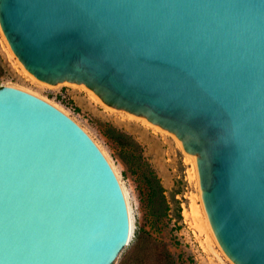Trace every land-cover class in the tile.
Here are the masks:
<instances>
[{"label":"water","instance_id":"95a60500","mask_svg":"<svg viewBox=\"0 0 264 264\" xmlns=\"http://www.w3.org/2000/svg\"><path fill=\"white\" fill-rule=\"evenodd\" d=\"M46 84L90 88L197 157L217 241L264 264V0H0ZM129 218L108 162L52 104L0 88V264H111Z\"/></svg>","mask_w":264,"mask_h":264},{"label":"rangeland","instance_id":"374dc122","mask_svg":"<svg viewBox=\"0 0 264 264\" xmlns=\"http://www.w3.org/2000/svg\"><path fill=\"white\" fill-rule=\"evenodd\" d=\"M31 75L11 50L0 27V88L31 91L61 108L89 136L117 174L130 234L111 264L234 263L216 239L209 237L207 241L206 232L197 228L202 217L200 209L199 213L195 209L202 204L199 179L172 132L147 126L136 118L142 116L131 117L127 114L130 112L106 104L90 88L67 81L45 84ZM109 129L127 137L124 158L107 138Z\"/></svg>","mask_w":264,"mask_h":264},{"label":"bare ground","instance_id":"6f19581e","mask_svg":"<svg viewBox=\"0 0 264 264\" xmlns=\"http://www.w3.org/2000/svg\"><path fill=\"white\" fill-rule=\"evenodd\" d=\"M22 64V63H21ZM24 67V66H23ZM25 68V67H24ZM26 70V69H25ZM32 76V75H31ZM46 84V83H45ZM11 87V86H10ZM26 91V90H25ZM30 93H31V91H30ZM33 94H35V93H33ZM32 94V95H33ZM35 96H37V95H35ZM37 97H39V95L37 96ZM97 98H99V97H97ZM42 99V98H41ZM43 100H45L46 102H48V103H50L49 101H47L45 98H43ZM51 104V103H50ZM54 104V103H53ZM52 104V105H53ZM53 106H55V105H53ZM56 107V106H55ZM57 109H61V108H59V107H56ZM60 111H62V110H60ZM65 113V112H64ZM127 114H129V116H131V117H135L136 115H134V114H132V113H127ZM136 118H140L141 119V121L143 122V123H145L147 126H149V127H151V128H155V129H159V130H164L163 128H161V127H159V126H157V125H154L153 123H151L147 118H145V117H136ZM104 153V152H103ZM187 156H188V158L191 160V163L193 164V169H194V173H195V176L199 179V174H197L198 173V169H196V167H197V163H196V160H197V157L196 156H194V155H192L191 153H188L187 152ZM108 162H109V160H108ZM109 164H110V166L113 168V166L111 165V163L109 162ZM113 170H114V168H113ZM114 173L116 174V172L114 171ZM117 175V174H116ZM121 185V184H120ZM201 193V192H200ZM201 202H202V204H201V206H198V207H195V209H196V211L199 213V211H198V209H200V212L202 213V217L200 218V221H199V224L197 225V228L199 229V231L200 232H206V234H207V236H206V240L208 241V239H209V237L211 238V239H216V241H217V238H216V236H215V234H214V232H213V229H212V227H211V224H210V222H209V218H208V215H207V212H206V210H205V207H204V204H203V201H202V193H201ZM216 243H218L219 244V242L217 241ZM219 246L221 247V245L219 244ZM221 249H222V247H221ZM220 249V250H221ZM223 250V249H222ZM223 252H224V250H223ZM226 254V253H225ZM234 264V263H233Z\"/></svg>","mask_w":264,"mask_h":264},{"label":"trees","instance_id":"16d2710c","mask_svg":"<svg viewBox=\"0 0 264 264\" xmlns=\"http://www.w3.org/2000/svg\"><path fill=\"white\" fill-rule=\"evenodd\" d=\"M107 138L111 140V142L119 149L121 153V157H125L124 149L129 145L127 137H125L122 133L113 130H108Z\"/></svg>","mask_w":264,"mask_h":264}]
</instances>
